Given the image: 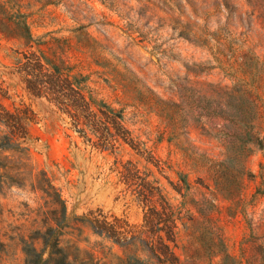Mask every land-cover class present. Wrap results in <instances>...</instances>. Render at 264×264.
I'll list each match as a JSON object with an SVG mask.
<instances>
[{
    "label": "rangeland",
    "instance_id": "rangeland-1",
    "mask_svg": "<svg viewBox=\"0 0 264 264\" xmlns=\"http://www.w3.org/2000/svg\"><path fill=\"white\" fill-rule=\"evenodd\" d=\"M42 249L264 264V0H0V264Z\"/></svg>",
    "mask_w": 264,
    "mask_h": 264
},
{
    "label": "trees",
    "instance_id": "trees-1",
    "mask_svg": "<svg viewBox=\"0 0 264 264\" xmlns=\"http://www.w3.org/2000/svg\"><path fill=\"white\" fill-rule=\"evenodd\" d=\"M50 247L52 248V251H54V253L59 254V258H58L59 261L64 263V261H65L64 254L62 252V249H60L58 247V239L57 238H54L52 240ZM42 252H43V249L41 251L32 250V253L30 254L32 257L31 264H49L51 262V259L43 258Z\"/></svg>",
    "mask_w": 264,
    "mask_h": 264
}]
</instances>
